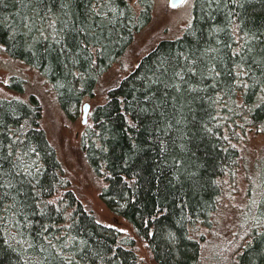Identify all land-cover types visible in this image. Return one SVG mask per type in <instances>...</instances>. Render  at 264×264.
I'll use <instances>...</instances> for the list:
<instances>
[{"label": "trees", "instance_id": "1", "mask_svg": "<svg viewBox=\"0 0 264 264\" xmlns=\"http://www.w3.org/2000/svg\"><path fill=\"white\" fill-rule=\"evenodd\" d=\"M153 10L154 0H0L3 55L41 77L68 120L92 103L79 151L134 231L80 200L42 124L43 97L0 96V264H143L138 239L156 264H264V0H193L179 35L157 23L136 56Z\"/></svg>", "mask_w": 264, "mask_h": 264}, {"label": "rangeland", "instance_id": "2", "mask_svg": "<svg viewBox=\"0 0 264 264\" xmlns=\"http://www.w3.org/2000/svg\"><path fill=\"white\" fill-rule=\"evenodd\" d=\"M192 3L193 0H185L179 6L171 7L169 5V0H154L152 20L148 26L145 27L138 36H136L132 52L135 51L136 56L139 55L141 51L145 50L149 43L156 38L154 36L162 33V29L158 27L157 23H159L161 27L166 28L167 35L169 34L173 37L179 35L189 23ZM132 57L134 56L131 54V51H128L125 59H122L121 62L125 65V63L130 62L128 61L129 58L132 61ZM106 75L110 79H114L117 75L119 76L120 72L118 66H113V68H111ZM13 76H16V79L13 82V86L10 87L9 85L12 82ZM40 78L24 64L19 63L18 61H13L7 56H4L0 49V96H20L26 99L30 94L37 92L41 95V98L43 97L44 106L42 124L47 131L50 142L57 150L58 157L61 160L67 175L72 180L74 191L85 206L94 212L100 222L115 225L125 234L134 235V231L130 223L124 218L112 213L101 200L99 196V186L95 176L90 172L87 166L88 163L83 160L80 154L78 139L82 132L81 120L83 109L80 111L77 120H68L59 111L57 103L53 100L54 97L51 96L52 94L42 93V88L46 86L43 85L44 83L40 80ZM20 83L22 84V88L24 90L23 92H20L17 89V86ZM104 84L105 82L102 81V85ZM98 96L99 95L96 97ZM89 103V112H91V107L93 105L91 102ZM87 121H89V116ZM256 142L259 143L258 145L263 147L261 155L264 157V134L259 135L256 138ZM252 146L256 147V144L252 143ZM240 172L243 173L241 168ZM243 181H235V192L237 191V193H242V189L244 188ZM230 203L231 205H239L241 203V199L236 198ZM247 204L249 203L247 202ZM228 212L232 213L233 210L229 209ZM220 222V231H223L230 236V232L233 231V228L230 227L229 220L224 218L221 219ZM138 253L143 264H156L151 253L146 247V242L141 239H138Z\"/></svg>", "mask_w": 264, "mask_h": 264}, {"label": "water", "instance_id": "3", "mask_svg": "<svg viewBox=\"0 0 264 264\" xmlns=\"http://www.w3.org/2000/svg\"><path fill=\"white\" fill-rule=\"evenodd\" d=\"M184 0H169V5L172 6V7H176L178 5H180L181 3H183ZM90 103L89 102H85L83 104V114H82V122L83 123H86L87 121V118H88V113H89V110H90Z\"/></svg>", "mask_w": 264, "mask_h": 264}]
</instances>
